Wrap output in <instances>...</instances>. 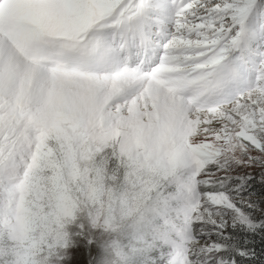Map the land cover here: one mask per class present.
I'll list each match as a JSON object with an SVG mask.
<instances>
[{
  "label": "snow or ice",
  "instance_id": "obj_1",
  "mask_svg": "<svg viewBox=\"0 0 264 264\" xmlns=\"http://www.w3.org/2000/svg\"><path fill=\"white\" fill-rule=\"evenodd\" d=\"M257 235L264 0H0V264H264Z\"/></svg>",
  "mask_w": 264,
  "mask_h": 264
},
{
  "label": "trees",
  "instance_id": "obj_2",
  "mask_svg": "<svg viewBox=\"0 0 264 264\" xmlns=\"http://www.w3.org/2000/svg\"><path fill=\"white\" fill-rule=\"evenodd\" d=\"M253 246L256 247L257 251H264V243L261 242V237L256 236L253 241Z\"/></svg>",
  "mask_w": 264,
  "mask_h": 264
},
{
  "label": "rangeland",
  "instance_id": "obj_3",
  "mask_svg": "<svg viewBox=\"0 0 264 264\" xmlns=\"http://www.w3.org/2000/svg\"><path fill=\"white\" fill-rule=\"evenodd\" d=\"M257 191H259V189Z\"/></svg>",
  "mask_w": 264,
  "mask_h": 264
}]
</instances>
